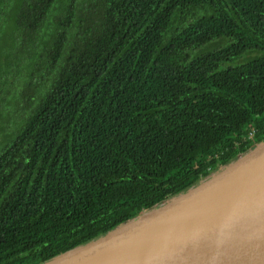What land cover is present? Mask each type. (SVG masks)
<instances>
[{
	"label": "trees",
	"instance_id": "16d2710c",
	"mask_svg": "<svg viewBox=\"0 0 264 264\" xmlns=\"http://www.w3.org/2000/svg\"><path fill=\"white\" fill-rule=\"evenodd\" d=\"M261 143L264 0H0V264L79 248Z\"/></svg>",
	"mask_w": 264,
	"mask_h": 264
},
{
	"label": "water",
	"instance_id": "95a60500",
	"mask_svg": "<svg viewBox=\"0 0 264 264\" xmlns=\"http://www.w3.org/2000/svg\"><path fill=\"white\" fill-rule=\"evenodd\" d=\"M43 264H264V143L180 196Z\"/></svg>",
	"mask_w": 264,
	"mask_h": 264
},
{
	"label": "rangeland",
	"instance_id": "374dc122",
	"mask_svg": "<svg viewBox=\"0 0 264 264\" xmlns=\"http://www.w3.org/2000/svg\"><path fill=\"white\" fill-rule=\"evenodd\" d=\"M253 55H254V54L246 55V56H244L243 58H241L238 62H239V63H242V62L245 61L246 58H248V57H250V56H253ZM213 174H214V173H213ZM213 174H212V175H213Z\"/></svg>",
	"mask_w": 264,
	"mask_h": 264
},
{
	"label": "built area",
	"instance_id": "2783aa9c",
	"mask_svg": "<svg viewBox=\"0 0 264 264\" xmlns=\"http://www.w3.org/2000/svg\"><path fill=\"white\" fill-rule=\"evenodd\" d=\"M251 135H253V133H251Z\"/></svg>",
	"mask_w": 264,
	"mask_h": 264
}]
</instances>
